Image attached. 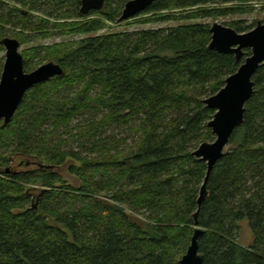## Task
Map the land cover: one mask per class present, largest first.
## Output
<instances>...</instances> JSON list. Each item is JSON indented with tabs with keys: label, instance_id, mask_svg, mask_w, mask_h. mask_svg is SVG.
Listing matches in <instances>:
<instances>
[{
	"label": "trees",
	"instance_id": "obj_1",
	"mask_svg": "<svg viewBox=\"0 0 264 264\" xmlns=\"http://www.w3.org/2000/svg\"><path fill=\"white\" fill-rule=\"evenodd\" d=\"M129 1L107 0L83 17L81 0H0V50L8 27L29 33L99 16L77 30L98 33ZM261 2L157 0L136 18L200 21ZM210 29L92 36L56 58L64 75L28 91L11 124H0V264H180L196 227L204 264H264V67L210 175L198 226L193 218L207 174L193 153L215 141L205 100L243 61L210 50ZM245 221L254 236L246 248L238 241Z\"/></svg>",
	"mask_w": 264,
	"mask_h": 264
},
{
	"label": "water",
	"instance_id": "obj_2",
	"mask_svg": "<svg viewBox=\"0 0 264 264\" xmlns=\"http://www.w3.org/2000/svg\"><path fill=\"white\" fill-rule=\"evenodd\" d=\"M107 0H81L80 14L89 16L101 12ZM157 0H131L126 3L118 23L136 18ZM212 38L209 49L223 55L235 56L242 64L238 71L228 77L225 86L214 96L205 100L206 106L215 112L208 128L215 136L212 143H202L193 155L207 164V174L198 197V210L194 214L198 226L200 209L208 198V182L217 163L224 157L230 140L244 124L246 104L254 94L253 78L264 67V23L259 22L249 33L215 23L210 29ZM6 58L0 80V124H11L25 95L32 88L64 75L60 64L49 62L32 72H26L25 60L20 52L21 43L14 38L1 41ZM244 58V59H243ZM10 173V170H7ZM204 231L196 227L190 246L180 264H204V255L199 251V240Z\"/></svg>",
	"mask_w": 264,
	"mask_h": 264
},
{
	"label": "rangeland",
	"instance_id": "obj_3",
	"mask_svg": "<svg viewBox=\"0 0 264 264\" xmlns=\"http://www.w3.org/2000/svg\"><path fill=\"white\" fill-rule=\"evenodd\" d=\"M48 3L49 5H47L44 9L49 10V8H51L52 3ZM28 11L31 12L33 18H36L38 16L42 18V15L38 13L33 12L30 9H28ZM146 18L147 17H138L123 23H118L117 21L112 23L104 20L105 28L98 33L89 35L79 33L77 30L81 24L100 19L99 16H92L80 20H69L65 23L59 21L58 23L61 24H58L56 26H53L54 21H51L52 26L50 25V28L38 31H30L29 33L8 27L11 32L9 38L17 39L21 43L20 52L23 55L25 61L32 62L30 63L32 65L30 70L32 72L49 62L58 63L56 58L62 55L65 48L73 47L80 41L92 36H105L110 34H120L149 29L171 28L179 25L189 24H204L212 27L215 23L225 25L230 28H233L231 26L234 24H239V26L241 27L248 28L244 33H249L256 28L259 22L264 23V2L248 6L247 8H245V10H243V14L241 15L209 18L200 21L147 23L149 19ZM16 33L19 34L17 38L14 37V34ZM5 58L6 51L3 47V49L0 50V80L5 64ZM12 167L15 170L17 169V167L15 166ZM30 170H36L35 166L30 167ZM57 171L64 180L69 182L70 185L74 187H77L79 185L76 178L72 177V175L69 174L68 168H59ZM238 241L239 244L245 248L251 246L254 242L253 233L246 221L243 222L240 226Z\"/></svg>",
	"mask_w": 264,
	"mask_h": 264
}]
</instances>
